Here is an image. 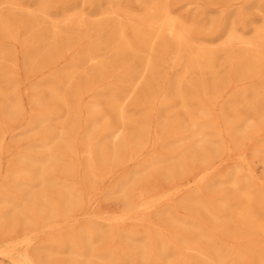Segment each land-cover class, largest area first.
I'll use <instances>...</instances> for the list:
<instances>
[{"label":"bare ground","instance_id":"1","mask_svg":"<svg viewBox=\"0 0 264 264\" xmlns=\"http://www.w3.org/2000/svg\"><path fill=\"white\" fill-rule=\"evenodd\" d=\"M0 264H264V0H0Z\"/></svg>","mask_w":264,"mask_h":264},{"label":"rangeland","instance_id":"2","mask_svg":"<svg viewBox=\"0 0 264 264\" xmlns=\"http://www.w3.org/2000/svg\"><path fill=\"white\" fill-rule=\"evenodd\" d=\"M249 12H250V13H255L256 11H254V10H252V9H249ZM255 14H256V13H255ZM262 171H263V169L260 168V169H259V172H262ZM116 205H117L116 202H114V203H112V204H111V203L103 204L104 208H105V207H109V206L115 208Z\"/></svg>","mask_w":264,"mask_h":264}]
</instances>
